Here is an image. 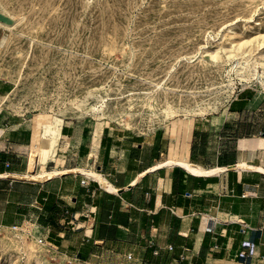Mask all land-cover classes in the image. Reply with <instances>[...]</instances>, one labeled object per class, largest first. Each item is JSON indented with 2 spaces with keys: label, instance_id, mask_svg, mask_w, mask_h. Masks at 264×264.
<instances>
[{
  "label": "crops",
  "instance_id": "obj_1",
  "mask_svg": "<svg viewBox=\"0 0 264 264\" xmlns=\"http://www.w3.org/2000/svg\"><path fill=\"white\" fill-rule=\"evenodd\" d=\"M7 95L0 78L1 227L84 264H264V94L142 133L64 118L41 181L22 177L33 118Z\"/></svg>",
  "mask_w": 264,
  "mask_h": 264
},
{
  "label": "rangeland",
  "instance_id": "obj_2",
  "mask_svg": "<svg viewBox=\"0 0 264 264\" xmlns=\"http://www.w3.org/2000/svg\"><path fill=\"white\" fill-rule=\"evenodd\" d=\"M0 8L9 15L0 21L4 101L33 128L86 117L142 133L219 113L241 90L264 94V0H0ZM0 264L84 263L0 226Z\"/></svg>",
  "mask_w": 264,
  "mask_h": 264
},
{
  "label": "bare ground",
  "instance_id": "obj_3",
  "mask_svg": "<svg viewBox=\"0 0 264 264\" xmlns=\"http://www.w3.org/2000/svg\"><path fill=\"white\" fill-rule=\"evenodd\" d=\"M7 16H9L6 12H4L0 8V21H4L6 23H9V20L7 19ZM3 18V19H1ZM102 108V107H101ZM94 111H99L96 108H93ZM104 117V116H103ZM34 128H33V140H32V145L31 149L28 155V163H27V173L24 174L22 177L25 179H30V180H36V181H41L44 179H47L53 175H55V172L50 173V172H35L37 167H42L44 168L46 166L47 160L50 158V156L53 153L55 143H56V134L58 133V130H52L51 124L49 122H42L38 121L34 123ZM57 132V133H56ZM43 134V136H42ZM41 137L48 138L49 140V145L48 147H42L41 146ZM170 163V162H167ZM172 164H179L185 167L188 171L196 174H201L204 173L203 171L192 167L191 165L181 162V161H171ZM166 165V163H165ZM242 167H247L246 165H242ZM260 169V168H259ZM262 170V169H260ZM264 171V170H263ZM97 177V176H95ZM101 181V179H100ZM109 186V185H108Z\"/></svg>",
  "mask_w": 264,
  "mask_h": 264
},
{
  "label": "built area",
  "instance_id": "obj_4",
  "mask_svg": "<svg viewBox=\"0 0 264 264\" xmlns=\"http://www.w3.org/2000/svg\"><path fill=\"white\" fill-rule=\"evenodd\" d=\"M161 157H162V154L157 159L154 160V167L159 163ZM6 166H8V164H6ZM10 229L17 230L18 228L16 226H12ZM38 243H42V241L39 240ZM128 258H129V256H128Z\"/></svg>",
  "mask_w": 264,
  "mask_h": 264
}]
</instances>
